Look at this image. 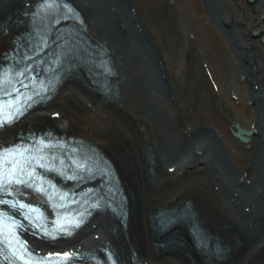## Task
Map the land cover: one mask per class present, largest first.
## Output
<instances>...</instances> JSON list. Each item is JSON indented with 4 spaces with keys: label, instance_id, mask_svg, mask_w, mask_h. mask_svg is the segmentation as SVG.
I'll list each match as a JSON object with an SVG mask.
<instances>
[{
    "label": "bare ground",
    "instance_id": "1",
    "mask_svg": "<svg viewBox=\"0 0 264 264\" xmlns=\"http://www.w3.org/2000/svg\"><path fill=\"white\" fill-rule=\"evenodd\" d=\"M70 1L83 18L85 39L110 57L109 99L99 104L93 84L75 83L88 80L84 73L91 70L74 60L52 97L2 130L0 144L45 127L91 142L115 170L126 217L122 223L97 211L69 237L30 244L44 252L90 253L109 244L122 264H134L133 254L149 264H264V43L251 34H264V0H255L247 17L246 0H185L182 9L193 22L180 18L173 42L151 16L171 0ZM34 3L0 0V61ZM172 43L176 58L167 47ZM223 62L228 67L221 72ZM237 126L251 130L248 140L233 134ZM157 212H172L164 230L152 227ZM199 232L208 249L190 236ZM175 244L187 254L179 256Z\"/></svg>",
    "mask_w": 264,
    "mask_h": 264
},
{
    "label": "snow or ice",
    "instance_id": "2",
    "mask_svg": "<svg viewBox=\"0 0 264 264\" xmlns=\"http://www.w3.org/2000/svg\"><path fill=\"white\" fill-rule=\"evenodd\" d=\"M45 8H52L53 3L45 0L42 5ZM71 13L74 10L65 5ZM29 71L25 68L23 72L17 71L16 77L24 76ZM21 87L27 88L23 80H17ZM35 88V80L31 81ZM41 87L38 91H33L30 95H25L15 86V83L8 78V73L0 74V128L18 120L24 113L38 103L34 97H40L41 92H46L44 82H39ZM13 93L15 97L13 98ZM8 97V99H5ZM55 145L45 143L44 138H40L35 143H19L11 147H0V264H70L74 257L78 256L75 252L49 253L39 255L30 249L27 242L21 239L22 231L29 227L33 229V234L39 233L43 237L55 240L59 236H69L73 231L84 223L87 210L72 209V204H80V200L74 199L76 195L61 191L45 174L57 172L65 176L66 179H83V176H67L63 161L57 167L55 161L58 157L48 155L46 149L54 148ZM82 168L83 165H78ZM42 169L43 172L37 171ZM31 190L38 194L32 202H26V190ZM92 189H89L90 193ZM88 193H81V197ZM11 196L12 199L5 197ZM46 198V199H45ZM41 203L50 204L55 212L56 218L49 220L48 216L41 210ZM87 203V200H84ZM99 207V203L90 205ZM75 213V214H73ZM90 214V213H88ZM22 217L21 219L16 218ZM22 221H27L25 224ZM51 225V227L49 226ZM109 259L112 256L109 255ZM112 264L116 261L112 259Z\"/></svg>",
    "mask_w": 264,
    "mask_h": 264
},
{
    "label": "rangeland",
    "instance_id": "3",
    "mask_svg": "<svg viewBox=\"0 0 264 264\" xmlns=\"http://www.w3.org/2000/svg\"><path fill=\"white\" fill-rule=\"evenodd\" d=\"M169 1V0H168ZM167 1V2H168ZM184 1L185 0H171V2H168V5L167 4H163L162 6H160L161 7V10L162 11H158V13L156 14V13H153V12H151V16H152V18H153V20H154V22H155V24L157 25V27L161 30V32L163 33V34H165V35H163L164 36V39H166V41H168V42H170V40L173 42V40H174V37H176L175 38V40L178 38V36L180 37V30L179 29H177L178 27H176L174 24L175 23H178L179 22V20H180V18L181 19H184V18H186L187 20H188V24L189 25H191L192 24V22H193V19H192V17L191 16H189V12L188 11H185L184 9H182L183 7H185V8H188V5L187 4H185L184 3ZM177 2H179V5L181 6V10L179 11L178 10V6L176 5L177 4ZM213 2V1H212ZM246 3L248 4V6H243V8H244V11H246V13H245V15H246V17L247 16H250V15H253L254 13H252V11H254V9L252 8V6L256 3L255 2V0H246ZM214 4H215V6H217V7H219V8H221L220 7V4H218L217 2H214ZM164 6V7H163ZM166 6V7H165ZM248 8V9H247ZM217 9V8H216ZM164 10V11H163ZM218 11V10H217ZM26 24V23H25ZM201 24V23H200ZM27 25V24H26ZM188 25V26H189ZM201 27H202V25H201ZM191 29L189 28V31H190ZM257 32V33H256ZM251 34L252 35H254L253 37H256V38H260L261 39V35L259 34V31H257L256 29H253L252 31H251ZM229 35H230V37H232V39L235 41V42H237V40L239 39V36H237V35H235L233 32L231 33V32H229ZM251 35V36H252ZM173 36V37H172ZM264 43V42H263ZM173 44V43H172ZM170 45V44H168L167 45V47L169 48L168 50H170V52L172 53V55L174 56V58H176V54H177V50H175L176 49V46L174 45ZM12 45H13V42H12ZM173 48V49H172ZM175 50V51H174ZM174 51V52H173ZM211 51H212V49H211ZM176 55V56H175ZM224 55H225V59L229 62V63H231V64H233V62H232V59L230 58V56H229V54L226 52H224ZM187 57V58H186ZM191 57H192V50L191 49H188V52H187V56H186V54L184 55V58H185V60H186V62H189V61H192L191 60ZM190 58V60L188 61V59ZM229 59H230V61H229ZM192 64H190V66H191ZM227 67H228V65H226V62H223V65H222V69L220 68V70H221V72H223V71H225V69H227ZM85 74V76H87V78H88V80H85L84 79V81H83V83H81V82H77V81H75V83L76 84H78L79 86H81V84H83V85H86V86H88L87 85V82H88V84H89V86H90V84H91V86H92V79L88 76V72H86V73H84ZM66 78V77H65ZM93 88H95L94 87V85L92 86ZM96 91L98 92V90L96 89ZM99 93H101V92H99ZM101 95V99L98 101L99 102V104L101 103V104H105L106 102H107V100L109 99V97L107 96V95H104V94H100ZM110 96V95H109ZM112 96V95H111ZM110 96V97H111ZM102 99H103V103H102ZM110 101V100H109ZM111 101H113V100H111ZM110 105H112V106H114L115 108L117 107V106H115L114 105V102H112V103H109ZM118 111H119V109H118ZM204 116H207V115H204ZM122 123H124V124H126L125 122H123L122 121ZM193 133V132H192ZM191 133V134H192ZM191 134H189L188 135V137H186V138H189L188 140L189 141H192L194 138H193V136H190ZM201 133H198V135H200ZM187 143H189L188 141H187ZM115 159H116V157H115ZM116 162H117V160H116ZM118 165H119V163H118ZM120 168H121V170H122V173H123V169H122V167L120 166ZM147 172L149 173V169H147ZM124 178H125V176H124ZM126 179V178H125ZM124 179V180H125ZM127 181V179L125 180V182ZM126 183H128V182H126ZM128 185V184H127ZM157 185V184H156ZM128 205H130L129 204V202H128ZM127 205V206H128ZM132 206V205H131ZM132 209H133V207H132ZM155 212V211H154ZM151 215L148 213V217H150ZM136 223V222H135ZM190 236H191V234H190ZM193 244H194V242H193ZM176 246H175V252H179L178 253V255L180 256V255H186L187 254V252H188V250L186 251V252H184L183 251V249H181L180 248V245L179 244H175ZM166 247H169V245H167ZM177 247V248H176ZM154 248V247H153ZM171 249H174V248H171ZM98 250H99V248H98ZM155 250H156V247H155ZM165 253H167V252H165ZM131 255H132V253H131ZM131 259H132V257H131ZM189 262V261H188ZM186 263H187V261H186ZM185 263V264H186ZM191 263V262H190ZM205 263V262H204ZM209 262H206V264H208ZM122 264V263H121ZM202 264H203V262H202Z\"/></svg>",
    "mask_w": 264,
    "mask_h": 264
},
{
    "label": "water",
    "instance_id": "4",
    "mask_svg": "<svg viewBox=\"0 0 264 264\" xmlns=\"http://www.w3.org/2000/svg\"><path fill=\"white\" fill-rule=\"evenodd\" d=\"M261 40L264 42V34H262V36H261ZM251 133V130L250 129H247V128H244L243 126H237V128H236V130H234V135L235 136H237L241 141L243 140V141H246V140H248V137H249V135L248 134H250ZM152 227H153V225H154V227H160L161 229H163V226H159V224H158V220H157V217H153L152 216Z\"/></svg>",
    "mask_w": 264,
    "mask_h": 264
}]
</instances>
